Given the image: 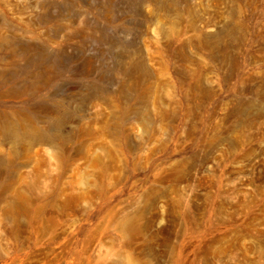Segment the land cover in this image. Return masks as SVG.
Here are the masks:
<instances>
[{
  "label": "rangeland",
  "instance_id": "rangeland-1",
  "mask_svg": "<svg viewBox=\"0 0 264 264\" xmlns=\"http://www.w3.org/2000/svg\"><path fill=\"white\" fill-rule=\"evenodd\" d=\"M0 71V264H264V0H0Z\"/></svg>",
  "mask_w": 264,
  "mask_h": 264
},
{
  "label": "bare ground",
  "instance_id": "bare-ground-1",
  "mask_svg": "<svg viewBox=\"0 0 264 264\" xmlns=\"http://www.w3.org/2000/svg\"><path fill=\"white\" fill-rule=\"evenodd\" d=\"M50 61H51V57L49 55H41L40 58L33 60L32 63L37 67L45 68L46 67L45 65ZM58 62H59L58 60L53 59V61L51 62L53 63L52 65L53 67L51 69L47 68L46 70L42 69V72L59 70ZM5 73L7 72L0 71V88H8L9 91L16 92V89H15L16 84L14 83L15 80L13 78H8V77L5 78V76L7 75ZM21 111L23 115L24 114L25 115L19 119L12 120L11 117H9L10 115L8 114V111L6 112L4 109V115L7 116L6 118L9 117L12 121H6L5 123L1 124L0 129L2 133H5L8 137H13L15 139L19 138L23 141H25L26 139L29 140V138L32 139L35 137H38L37 138L38 140H39V137L45 138L46 130L40 128V126L37 125V121H36L37 118H35V116H29L28 113L26 115L27 111L25 112V110H20V112ZM46 138H49V137L47 136Z\"/></svg>",
  "mask_w": 264,
  "mask_h": 264
}]
</instances>
